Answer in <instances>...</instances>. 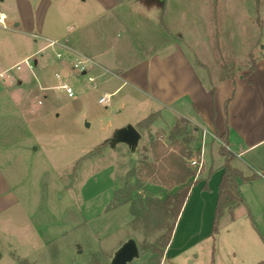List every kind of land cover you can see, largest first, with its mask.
Listing matches in <instances>:
<instances>
[{
    "label": "rangeland",
    "instance_id": "1",
    "mask_svg": "<svg viewBox=\"0 0 264 264\" xmlns=\"http://www.w3.org/2000/svg\"><path fill=\"white\" fill-rule=\"evenodd\" d=\"M165 2V12L157 4L138 0L117 11L121 19L114 21L110 32L120 64L133 63L162 43L177 41L208 81L220 79L222 64L240 74L252 68L264 45V0ZM6 24L0 37L13 28L9 21ZM103 33L109 32L103 29ZM45 44L23 35L0 38V73ZM55 50L47 48L30 57L45 60L55 56ZM54 70L50 66L37 81L25 66L11 70L23 80L0 76V263L111 264L120 247L133 238L139 256L129 264H143L149 252L141 249L145 237L142 225L133 223L130 205L139 197L164 199L176 188L148 181L139 187L138 171L145 160L152 161L151 138L169 144L170 129L181 116L143 100L128 85L114 93L110 103H100L99 97L120 83L110 81L109 72L96 78L93 88L77 71L81 81L71 83L77 96L69 98L54 89L58 84ZM154 112L152 126L139 128L135 149L113 141L119 126H136ZM181 125L199 147L202 128L191 121ZM205 162L210 166L209 148ZM243 169L249 172L244 165ZM255 180L241 183L247 203L234 211V220L223 219L215 252L207 238L170 259L167 247L161 264H211L213 256L215 264H254L260 255L255 243L264 250V187ZM130 189L129 202L110 208Z\"/></svg>",
    "mask_w": 264,
    "mask_h": 264
},
{
    "label": "crops",
    "instance_id": "2",
    "mask_svg": "<svg viewBox=\"0 0 264 264\" xmlns=\"http://www.w3.org/2000/svg\"><path fill=\"white\" fill-rule=\"evenodd\" d=\"M138 1L157 4L159 10L165 12V0ZM133 2L134 0H0V11L5 12L7 21L10 25L13 24V28L9 29V33L1 35V39L14 34L32 37L35 42L42 39L46 43L31 54L23 56L11 68L0 73V76H8L9 80H23L20 75L12 74L11 70L21 71L22 69L16 68L17 64L38 51L52 47V51L56 49V54L62 53V58H57L55 54L45 60L35 59V74L25 66L36 81L53 66L55 78V73H59L63 81L69 84L80 82L81 75L72 69V63L80 57H86L92 60L88 74L95 81L96 78L105 76V72H109L110 81L117 79L120 82L111 93L114 94L128 85L130 92L137 93L143 100L155 102L158 108L174 109L181 118L202 128L195 130L200 133L207 131L204 167L177 220L167 248V258L170 259L171 255L183 252L187 245L211 238L219 184L224 172L222 167L225 156L220 153L223 135L226 136L228 148L234 155L232 164L239 161L242 166H234L245 176L257 174L255 181L264 187V45L261 41L263 50L257 56L256 68L247 70L244 74L236 72L234 79L208 81L186 48L177 41L171 44L168 41L162 43L146 56L122 65L113 53L115 48L111 42L110 29H114V21L121 19L117 11ZM116 25L118 26L117 22ZM103 29L109 33L104 34ZM118 31H114L117 37ZM50 40H58L61 45L50 46ZM57 82L59 83L58 79ZM91 86L97 88L95 83ZM187 108L194 113L187 112ZM139 122L136 123V128ZM120 128L124 126H119ZM208 148L211 154L210 166L205 162ZM243 165L248 167V173H245ZM210 169L213 172L207 182ZM206 182L207 189L204 188ZM242 184L240 190L244 197ZM227 216L235 219V214L232 216L226 213L222 221ZM215 242L216 239L213 241L214 252ZM255 244L260 255L254 264H264V250L258 243ZM2 257L0 252V260Z\"/></svg>",
    "mask_w": 264,
    "mask_h": 264
},
{
    "label": "trees",
    "instance_id": "3",
    "mask_svg": "<svg viewBox=\"0 0 264 264\" xmlns=\"http://www.w3.org/2000/svg\"><path fill=\"white\" fill-rule=\"evenodd\" d=\"M256 68V62L252 66V70ZM222 74L220 80L226 78L234 79L235 69L231 66L222 64ZM225 71H229L225 74ZM231 97H229L230 99ZM156 113L142 119L137 128H149L155 119ZM188 123L184 118L179 119L171 129L168 140L169 144L159 139H152L150 142L152 161H144L138 171V186L141 187L143 182H151L161 185L168 190V195L162 199L155 196L139 197V201H133L130 205V211L133 216V223L138 226L142 225L143 235L145 237L141 244V249L149 252L148 259L143 264H161L165 249L171 243L175 226L183 205L185 204L190 190L196 184L195 172L189 167L188 160L193 156L194 151L200 147H196L197 139L189 135L186 127L182 123ZM223 144L220 147V153L225 156L223 164L224 172L219 184V194L215 208L213 219L211 238L216 239L220 230L222 218L226 213L234 216V211L245 204V199L241 194L240 185L258 177L257 174L245 176L243 172L232 164L234 158L233 153L228 148V140L226 136H222ZM210 169L207 182L212 174ZM207 182L204 188H208ZM133 190H125L124 199L121 202L114 201L110 208L117 207L123 203L129 202ZM118 198V192L115 194V200ZM159 233L154 241H148L147 237L152 234ZM30 264V263H29ZM211 264L214 263V256Z\"/></svg>",
    "mask_w": 264,
    "mask_h": 264
},
{
    "label": "built area",
    "instance_id": "4",
    "mask_svg": "<svg viewBox=\"0 0 264 264\" xmlns=\"http://www.w3.org/2000/svg\"><path fill=\"white\" fill-rule=\"evenodd\" d=\"M7 14L5 12L0 11V28L6 29L7 28ZM57 44H60L58 40H50L49 45L50 46H55ZM61 45V44H60ZM57 58H62V53L58 52L56 54ZM92 63V60L86 57H80L76 59L72 63V69L85 73L87 76V80L91 83L95 82V79L92 75L88 74L89 67ZM22 66H27L30 71L34 73V62H33V57H27L25 58L21 63L16 65V68L18 70L22 69ZM56 78L58 79L59 83L54 86V89L62 90L67 97L69 98H75L77 96V92L75 89L71 86L66 81H63L62 76L59 73H55ZM113 93L105 92L103 95L99 97V102L100 103H110V100L112 99ZM207 134L206 130H203L202 133V142H201V147L200 150L197 151L189 160L188 164L189 167L195 172V179L198 178L199 174L201 173L203 167H204V148H205V136Z\"/></svg>",
    "mask_w": 264,
    "mask_h": 264
},
{
    "label": "water",
    "instance_id": "5",
    "mask_svg": "<svg viewBox=\"0 0 264 264\" xmlns=\"http://www.w3.org/2000/svg\"><path fill=\"white\" fill-rule=\"evenodd\" d=\"M141 134L135 126L120 128L115 132L113 141L127 144L131 149H135ZM139 256V247L135 239L126 241L116 252L111 264H129Z\"/></svg>",
    "mask_w": 264,
    "mask_h": 264
}]
</instances>
